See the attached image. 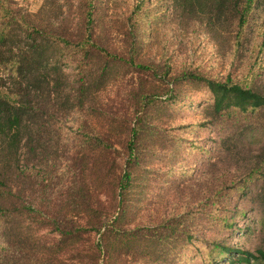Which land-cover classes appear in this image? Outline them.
<instances>
[{
	"label": "rangeland",
	"instance_id": "374dc122",
	"mask_svg": "<svg viewBox=\"0 0 264 264\" xmlns=\"http://www.w3.org/2000/svg\"><path fill=\"white\" fill-rule=\"evenodd\" d=\"M15 1L18 9L36 13L45 0ZM69 2L72 7L66 8L63 22L73 31L79 22V2ZM94 4L98 35L117 53L126 56L133 53L132 37L137 36L144 46L142 56L150 62L172 67L173 75L177 77L199 73L220 81L249 84L264 93L262 4H256L257 8L239 40L234 39L236 33L228 26H224L221 36L216 37L205 22L182 18L174 11L172 0H95ZM240 42L241 45L237 46ZM66 69L71 83L67 88L68 94L78 86L79 71L70 65ZM134 70V67L118 64L106 83L107 88L95 94L93 102L97 104L92 107L89 100L85 108L73 107L75 97L71 96L68 104V98L63 96L48 118L45 140L49 150L40 159L33 160L23 148L21 170L26 175L21 176L22 179H14L11 185L22 198L23 205L31 207L32 203L33 209L41 211L38 217L43 216L44 205L51 204V209L54 203L58 204L57 208L66 207L61 199L66 197V189L75 170L69 166L70 159L81 145V139L86 140L89 135L95 137L97 132L106 128L101 122L104 119H117V124L121 122L122 134L113 142L111 149L126 161L125 150L119 143L128 138L129 123L137 113L129 99L138 87ZM171 94L158 99L156 107L144 111L147 126L140 139L143 154L133 168L134 182L123 223L132 228L140 227L145 233L147 229L162 226L174 217H184V227L194 229V236L190 241L187 235H182L177 243L161 247L151 245L146 254L141 250L146 241L141 243L139 252L131 248L129 255L125 254V248L118 246L110 256H103L100 264H245L237 260L234 252L219 257L220 263L208 256V242L220 232L212 227L209 214L221 209L215 208L221 202L226 205L227 198L232 212L243 213L235 218L234 228L221 239L229 247H234L233 251L264 249V210L257 200L264 185V136L241 144L237 149L240 158L236 161L220 151V141L232 121L210 124L206 118V109L211 103L208 89L187 83L175 92L180 94L178 98L167 101ZM142 114L135 116L139 118ZM258 117L260 121L255 123L264 125L262 114ZM90 124L92 128L86 129ZM141 126L143 123H139L138 127ZM96 154L89 161L93 170L97 168V163H94ZM98 171L96 174L87 171L85 176L94 188L99 184L98 176L102 179L101 170ZM104 183L99 188L108 190V181ZM67 210L68 207L64 208L62 213ZM21 221L24 222L21 224ZM29 221L31 219L22 215L18 232L10 229V234L3 235V240L14 241L16 245L19 233L28 231L48 243L59 240V234L52 227ZM250 225L253 226L251 230ZM232 255L234 257L229 262Z\"/></svg>",
	"mask_w": 264,
	"mask_h": 264
},
{
	"label": "trees",
	"instance_id": "16d2710c",
	"mask_svg": "<svg viewBox=\"0 0 264 264\" xmlns=\"http://www.w3.org/2000/svg\"><path fill=\"white\" fill-rule=\"evenodd\" d=\"M94 1L78 0L79 22L72 31L63 22L66 8L72 7L69 0H45L36 13L18 9L15 0H0V264H100L103 256H110L118 246L125 248V254L129 255L131 248L139 252L141 243L146 241V246L141 249L144 250L142 254H146L151 245L161 247L177 243L182 235H187L190 241L194 229L184 227V217H174L145 233L140 227L132 228L123 223L134 182L133 168L143 154L140 139L147 126L144 111L156 107L158 99L171 92L167 101L178 98L180 94L175 92L184 84L195 83L197 88H206L210 92L211 103L206 109L208 123L232 121L220 141L222 154H229L237 161L240 158L237 149L241 144L264 136V125L255 123L260 121L258 115L262 114L264 118V93L249 84L220 81L199 73L177 77L173 75L172 67L150 62L142 56L144 46L137 36L132 37L133 53L129 56L117 53L98 35ZM172 2L174 11L182 18L205 22L216 37L221 36L224 26H228L236 33L234 39L237 40L257 5L262 4L264 8V0ZM100 62L103 64L99 65ZM118 64L136 69L138 87L129 99L137 113H143L139 118L134 113L128 138L119 143L125 150L126 161L111 149L122 134L121 122L117 124V119H104L101 122L106 128L95 137L89 135L86 140L81 139V145L70 159L69 166L75 170L66 197L61 199L68 210L62 213L65 206L57 208L58 204L54 203L51 209V204H47L43 216L38 217L41 211L33 209L32 203L31 207L23 205L22 198L11 185L14 179L26 175L21 170L23 148L33 160L45 155L50 148L45 133L55 104L63 96L70 104L71 96H74L73 107L85 108L89 104L87 100L91 107L96 105L93 102L95 94L107 88L106 83ZM67 65L75 66L74 70L79 71L78 86L68 94L71 83ZM139 123L143 126L138 127ZM91 128V124L86 127ZM95 153L97 168L93 170L89 161ZM98 169L102 179L98 176L99 184L94 188L85 176L87 171L96 174ZM106 181L108 190L99 188ZM259 195L257 200L264 210V185ZM228 201L226 198V205L221 202L215 207L221 209L209 214L212 227L220 232L217 233L219 237L215 233L208 242V256L220 263L219 257L234 252L241 263L264 264L263 248L233 251L234 247L221 239L234 228L235 218L243 213L232 212ZM22 215L31 219L29 223L41 222L52 227L59 234V240L48 243L28 231L19 233L16 245L14 241H4L3 235L10 234V229L18 232Z\"/></svg>",
	"mask_w": 264,
	"mask_h": 264
}]
</instances>
